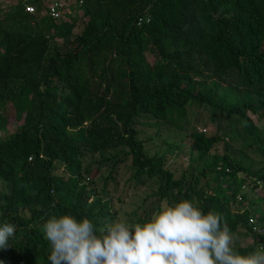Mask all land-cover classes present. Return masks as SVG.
I'll return each mask as SVG.
<instances>
[{
	"label": "trees",
	"instance_id": "obj_1",
	"mask_svg": "<svg viewBox=\"0 0 264 264\" xmlns=\"http://www.w3.org/2000/svg\"><path fill=\"white\" fill-rule=\"evenodd\" d=\"M80 1L79 19L47 20L44 31L40 8L15 13L13 29L0 24V131L20 123L0 140V226H17L0 264H51L48 219L102 228L119 221L113 202L137 187L147 194L126 224L195 198L249 238L232 244L240 255L264 249V232L250 227L264 225V0ZM192 105L210 112L211 125L219 113L238 126L221 137L189 130L187 168L176 178L166 154L182 149L149 155L150 139L134 126L181 130ZM225 137L258 154L259 169L218 155Z\"/></svg>",
	"mask_w": 264,
	"mask_h": 264
},
{
	"label": "clouds",
	"instance_id": "obj_2",
	"mask_svg": "<svg viewBox=\"0 0 264 264\" xmlns=\"http://www.w3.org/2000/svg\"><path fill=\"white\" fill-rule=\"evenodd\" d=\"M51 245V264H264V249L240 255L235 234L220 214L201 210L199 201L165 204L144 222H105L53 216L42 226ZM17 226H0V248H7Z\"/></svg>",
	"mask_w": 264,
	"mask_h": 264
},
{
	"label": "rangeland",
	"instance_id": "obj_3",
	"mask_svg": "<svg viewBox=\"0 0 264 264\" xmlns=\"http://www.w3.org/2000/svg\"><path fill=\"white\" fill-rule=\"evenodd\" d=\"M22 0H0V24L2 27H9L11 29L14 28V21L11 20L15 13H21L22 10ZM81 12H76L75 17L79 19ZM13 16V17H12ZM16 23V22H15ZM37 27L39 31H44L47 26H49V22L45 18L44 15H39L36 21ZM80 29L79 21L76 23L73 28V34L77 33ZM149 62L151 58L147 59ZM187 114L185 117V123L183 124V129L179 130L168 123L165 122H155L153 127L146 126L143 123L144 120L139 119L135 124V129L137 131V137L140 139L149 138L150 141L146 143L145 148L148 150L149 155H153L154 152L158 154L164 153L169 147L181 148L182 151L179 155L175 156V152L172 154H166L167 163L174 167L175 173L174 177L179 178L183 171L187 168L188 163V148L183 146L187 145L188 142V132L193 129L198 133H202L204 135H215L222 136L224 131H228V129L238 126V124L233 123V121H228L224 115L216 113L214 117L213 124H209L211 120H213L209 111L203 112L199 106L192 105L189 109L186 110ZM6 115L12 116L13 112L8 110ZM9 124L6 126L4 131H0V140L6 139L20 124L19 122H15L13 120H9ZM264 129V117L260 122ZM167 144V145H166ZM224 145H219L217 149V154L221 155L224 152L234 156L237 160H241V163L245 167H249L252 171L259 169L261 166V157L252 153V151L244 150L241 147V143L239 140L236 141H228L225 137L223 139ZM244 152H247V157L243 155ZM245 157V158H244ZM91 161L97 160V157L90 159ZM89 161V159H88ZM125 178V176H124ZM122 178L121 180H123ZM1 181H0V189H1ZM147 192L141 188H129L127 189L126 196L123 198L121 203L113 202L112 206L116 209L117 217L116 219L121 222H126L130 217L131 213H135L136 216L140 214L139 207L141 205V201ZM254 196L250 195L248 199H253ZM165 205L161 204V207ZM259 210L262 211L260 207ZM264 226V225H263ZM249 238L244 237V235L236 234L233 240V244L237 243L240 246H245L249 243Z\"/></svg>",
	"mask_w": 264,
	"mask_h": 264
},
{
	"label": "built area",
	"instance_id": "obj_4",
	"mask_svg": "<svg viewBox=\"0 0 264 264\" xmlns=\"http://www.w3.org/2000/svg\"><path fill=\"white\" fill-rule=\"evenodd\" d=\"M35 4H31L27 0H22V10L27 15H34L38 8L42 9L41 15L53 23H68L71 19L76 18V12H80L79 7L82 2L80 0H33ZM239 200V199H238ZM253 221L248 220V225H252ZM251 227V231L256 234L264 232V226L261 228Z\"/></svg>",
	"mask_w": 264,
	"mask_h": 264
},
{
	"label": "crops",
	"instance_id": "obj_5",
	"mask_svg": "<svg viewBox=\"0 0 264 264\" xmlns=\"http://www.w3.org/2000/svg\"><path fill=\"white\" fill-rule=\"evenodd\" d=\"M29 2V0H27Z\"/></svg>",
	"mask_w": 264,
	"mask_h": 264
}]
</instances>
